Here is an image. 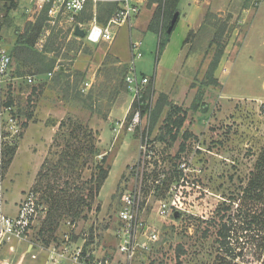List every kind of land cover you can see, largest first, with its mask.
<instances>
[{
	"label": "rangeland",
	"instance_id": "obj_1",
	"mask_svg": "<svg viewBox=\"0 0 264 264\" xmlns=\"http://www.w3.org/2000/svg\"><path fill=\"white\" fill-rule=\"evenodd\" d=\"M148 2L131 21L132 28L120 27L111 43L99 45L89 44L84 38H76L52 25L46 16L33 49L43 54L45 46L50 47L56 41L60 43L59 55L63 58L71 47L74 52L70 57L74 58L67 56L58 62L70 69V75L76 69L85 74L86 80L94 76L90 90L84 96L78 95L75 102L49 100L54 109L51 113L56 118L46 119L44 104L39 107L42 102L35 106L40 96H32V105L27 104L31 88L45 81V75L21 73L20 77L12 76V84L2 89L5 100L10 93L14 103L10 115L16 126L9 136L12 144L8 147L15 146L16 151L19 148L7 168L6 156L3 158L0 171L3 209L13 219L21 214L31 216H25L27 226L19 240H12L8 245L0 243L1 264H49V248L59 246L65 234L73 243L82 245L85 253L93 258L101 257L108 264H176V261L218 264L222 257L231 264H264V229L249 223L254 208L260 205L249 202L245 191L250 187L251 174L255 173V163L264 148L261 114L264 108V0H180L178 18L181 17L170 33L164 8L158 33L149 30L156 4L149 6ZM8 6L7 11L4 7L0 11V38L15 70L11 52L17 31L26 21L34 23L45 11L34 6L27 15L26 9L31 7L27 0ZM112 11L109 5L101 15L108 19ZM207 15H212L209 21ZM166 35L168 42L160 51L159 41L165 40ZM217 38L224 46L213 71L219 49L212 42ZM131 41L141 42L142 56L134 59V68L138 77L148 78L140 100V106L148 105V109H140L139 126L128 131L127 115L134 108V101L123 76L133 58ZM29 77L35 78L31 84L26 82ZM72 79L71 86L79 88L80 77ZM160 94L167 96L168 105L151 126L155 118L152 110ZM89 95H92L91 111L81 103ZM169 105L180 107L186 117L182 132L187 131L190 136L182 152L179 150L182 134L172 142L171 135L159 132ZM31 112L35 123L71 116L97 132L102 131L101 147L105 148H100L114 158L90 212L63 216L53 225L45 223L47 205L39 199L41 193L33 192L37 160L28 157L33 153L34 144L23 142L26 128H21ZM160 135L162 143L157 142ZM145 143L146 153L138 159L139 146ZM58 149L53 147V151ZM131 161L135 166L139 162L138 167L126 168ZM89 175L90 171L81 173L76 187H82L81 182ZM65 180H54L56 191L70 187L64 185ZM126 192L135 195L138 220L157 233V240L149 243V250L137 252L130 262L118 252L116 239V231L123 225L118 213L122 194ZM163 203L168 210L164 217L159 213ZM222 203L229 207L225 220L231 228L228 240L231 254L227 256L218 244L214 226L219 223L216 209ZM47 227L50 231L44 232Z\"/></svg>",
	"mask_w": 264,
	"mask_h": 264
},
{
	"label": "trees",
	"instance_id": "obj_2",
	"mask_svg": "<svg viewBox=\"0 0 264 264\" xmlns=\"http://www.w3.org/2000/svg\"><path fill=\"white\" fill-rule=\"evenodd\" d=\"M180 0H149L148 4H156L154 19L149 25V30L158 33L159 22L161 19V14L163 13L165 18V23L170 25V21L173 18L175 12H177V6ZM14 7L15 2H5L3 7L6 11L9 6ZM109 5H102L99 7V12H103L104 9ZM111 6V5H110ZM163 6V7H162ZM113 9V6H111ZM162 8L163 12H162ZM113 12V11H112ZM212 15H207L206 19L209 21V17ZM86 21L89 20L88 16H85ZM84 19V17H83ZM107 19L103 18V15L99 14L98 21L102 24L106 22ZM46 21V14H39L35 22L26 21L25 24L16 33V42L12 47V56L14 59L15 70H12L11 75L13 77H20L21 73H27L34 76L45 75V81L38 83L37 87L31 88L30 93L27 96L28 106L32 105V96H37L43 93L44 89L48 91H54L61 101H76L78 95L84 96L81 92V86L86 82L85 74L81 70L72 71L73 75H70V69L64 67L61 61L58 60L71 56L70 53L74 52L71 47L67 48L65 56L62 58L60 54L61 46L60 43L52 42L50 47L45 46L44 52L39 53L33 49L36 39L43 28ZM167 26V27H168ZM223 28L224 25H222ZM173 30V29H172ZM222 30L220 27L219 35ZM75 37V36H74ZM219 38V37H218ZM217 40L213 41L212 44L216 43V48H218L217 59L212 65V70L216 68L217 63L222 55V45ZM54 41V38L52 39ZM168 42V35H166L165 40L159 41L158 48L161 51ZM186 42V40H185ZM51 54V56H49ZM73 59L74 57H70ZM58 62V63H57ZM128 73V72H127ZM126 74L123 76V81L125 83ZM51 74V77L49 76ZM80 77V87L71 86V81H73L74 76ZM77 78V77H76ZM41 79V77H40ZM70 82V84H69ZM215 84L216 82L213 81ZM218 83V82H217ZM70 85V87H69ZM126 85V84H125ZM90 90V89H89ZM87 93L86 95H88ZM85 95V96H86ZM7 100L5 101V106L7 108H13L14 103L12 95L9 93L7 95ZM148 93L146 95V102L148 100ZM91 98L92 95L82 99V106L88 110L91 109ZM133 104V103H132ZM168 105V99L165 94H160L156 100L154 109L152 113L154 115L153 123L154 126L156 118L164 111V108ZM134 108L130 113H128V121H130L134 110L136 108V103L133 104ZM141 111L148 109V105L140 107ZM103 119H106V115H100ZM33 112L28 113L25 117V121L21 125L24 129L27 127L28 122L32 119ZM186 120L185 114L182 113L180 107L176 105H169V109L165 114L162 126L160 127V133L171 135V141L176 142L178 136L182 134L183 141L179 144L180 152L184 151V142L190 136L187 131L182 132V127ZM61 141L58 143V141ZM157 142L162 143L163 139L161 135L157 137ZM53 147L59 148L53 151ZM16 152L15 146H10L5 148L4 156L6 160L4 162L5 168H7ZM114 158V156H113ZM113 158L108 155V152L102 151L99 146V133L93 130L88 125L82 124L73 117L67 116L63 118L59 125L58 130L55 133L53 143L50 147L47 157L41 164L39 171L35 178V183L33 185V192L41 193L39 198L41 201L45 202L46 207V222L49 225H53L56 221L63 216H80L82 212H90L92 209V203L98 194L108 177L111 170ZM84 171H90L88 179L82 181V187H76L75 183L78 178L81 177V173ZM65 178L64 185L66 189L55 190L54 180ZM73 185V187H71ZM250 187L245 189L246 195L248 196L249 202L253 204L260 205L254 208L253 216L250 217V224L259 225L264 229V221H260L259 218H264V148L262 149L259 158L255 163V173L251 174V180L249 183ZM71 192V193H68ZM252 206V205H251ZM250 206V212H252V207ZM82 208V209H81ZM257 210V211H256ZM229 211V207L225 203L220 204L216 209V213L219 216L218 224L214 226L217 228V240L223 252L229 253V242L231 236L230 222L226 221V212ZM240 214V213H239ZM83 218L86 215H82ZM212 222V221H210ZM214 223L217 221H213ZM43 228V226L41 227ZM50 228H46L44 232H49ZM184 254V251L180 252ZM230 257V256H229ZM218 264H231L230 261H226L225 258H220ZM176 264H181L180 261H176Z\"/></svg>",
	"mask_w": 264,
	"mask_h": 264
},
{
	"label": "built area",
	"instance_id": "obj_3",
	"mask_svg": "<svg viewBox=\"0 0 264 264\" xmlns=\"http://www.w3.org/2000/svg\"><path fill=\"white\" fill-rule=\"evenodd\" d=\"M19 2L21 0H0L1 7L5 2ZM31 7L27 10L30 15L34 6L43 9L48 18V22L52 25L67 30L71 35L80 38L75 34L78 28L84 31V39L89 44L99 45L101 43H111L118 32V29L124 25L132 28L131 21L138 16L146 0H27ZM102 5L113 6V12L104 24L98 21L99 7ZM88 16L89 20L81 21L83 17ZM1 17V16H0ZM130 48L133 58L129 66L128 73L125 77V83L128 90L133 95V101L137 108L134 111L128 131H133L140 124V100L142 97V88L148 83L147 77H138L135 73L134 59L140 58L141 42L131 41ZM12 57L7 52L0 38V171L3 166L4 150L12 142H10V134L15 128V120L10 115L13 108L5 106V98L2 89L12 84ZM51 76V74H49ZM35 79V78H34ZM31 77L26 79L28 84L34 82ZM89 89V83L84 82L81 92L85 93ZM5 114L7 117L5 118ZM264 118V108L261 110ZM147 145L140 144L138 159L141 155H145ZM139 162H136L138 167ZM135 163L129 166L132 170L136 167ZM122 207L118 213V218L122 222V227L116 231V239L118 241V252L125 257L127 262L132 261L136 253L139 251L149 250V243L157 240V233L152 227L145 222L139 221L135 215L136 198L133 193L122 194ZM31 212L33 213V203H30ZM33 209V210H32ZM35 211V210H34ZM166 204H161L159 213L161 216L167 214ZM25 216H31L26 214ZM18 215V219H13L5 215L3 209V200L0 194V243L8 245L10 241L20 239L25 231L27 224L24 222L26 217ZM144 238V239H143ZM58 247V248H57ZM49 264H108L103 258H93L90 253L84 251L82 245L73 243L68 234H65L59 246H51L49 248L48 262ZM1 264V263H0Z\"/></svg>",
	"mask_w": 264,
	"mask_h": 264
},
{
	"label": "crops",
	"instance_id": "obj_4",
	"mask_svg": "<svg viewBox=\"0 0 264 264\" xmlns=\"http://www.w3.org/2000/svg\"><path fill=\"white\" fill-rule=\"evenodd\" d=\"M152 5H155V4H152ZM178 6H177V12H178ZM179 18H177L175 25H176ZM192 20H194V18ZM175 25L173 26V28L175 27ZM93 77L94 76H91L89 78V80H86V82L89 83V88L92 87V84H93L92 78ZM39 96H40L39 101L35 104V106H37L40 102H42L39 104V107H42L41 104H44V110H45L44 115H45L46 119L48 118V116H49V118H50V116H53L54 118H56V115H54V114L52 115V113H51L54 109H53V106L51 105L49 100H52L53 103H56V102L61 103L62 101L59 99L58 95L54 91H48L47 89H44L43 93L38 95V97ZM36 113H37V111H36ZM33 115H34V112H33ZM33 117L29 121V124L26 127L23 142H27V143L32 142L34 144L33 153H31L28 157L31 159L37 160V166H36V175H37L41 164L43 163L44 159L47 157V155L49 153L50 144H51V137L54 136L55 133L57 132L58 125L63 118H60L59 120L55 119L53 121L50 120L48 123H46L45 121L43 123H41V122L35 123L33 121V119H34ZM98 132H99V146L101 147L102 146L101 145V143H102V141H101L102 131L98 130ZM101 148L103 149L105 147H101ZM18 150H19V148H17V151L15 152L16 153L15 156L18 155ZM135 159H133V160H135ZM132 161L126 165V168H129ZM99 194H100V192H99ZM64 264H67V263H64Z\"/></svg>",
	"mask_w": 264,
	"mask_h": 264
},
{
	"label": "water",
	"instance_id": "obj_5",
	"mask_svg": "<svg viewBox=\"0 0 264 264\" xmlns=\"http://www.w3.org/2000/svg\"><path fill=\"white\" fill-rule=\"evenodd\" d=\"M177 18H178V12H176V13L173 15V18H172V20H171L170 27L168 28V33H170V32L172 31L173 26L175 25V22H176ZM75 34H76L78 37H81V38L84 37V31H82V30H80V29H78V28L75 29Z\"/></svg>",
	"mask_w": 264,
	"mask_h": 264
}]
</instances>
